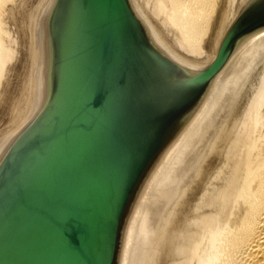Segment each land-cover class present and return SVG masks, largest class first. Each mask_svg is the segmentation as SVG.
Segmentation results:
<instances>
[{
  "label": "water",
  "instance_id": "1",
  "mask_svg": "<svg viewBox=\"0 0 264 264\" xmlns=\"http://www.w3.org/2000/svg\"><path fill=\"white\" fill-rule=\"evenodd\" d=\"M0 264H169L241 93L264 0L182 31L154 0H5Z\"/></svg>",
  "mask_w": 264,
  "mask_h": 264
},
{
  "label": "bare ground",
  "instance_id": "2",
  "mask_svg": "<svg viewBox=\"0 0 264 264\" xmlns=\"http://www.w3.org/2000/svg\"><path fill=\"white\" fill-rule=\"evenodd\" d=\"M154 2L182 31H203L210 0ZM8 73L0 27V89ZM235 106L169 264H264V90Z\"/></svg>",
  "mask_w": 264,
  "mask_h": 264
}]
</instances>
